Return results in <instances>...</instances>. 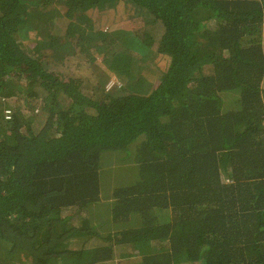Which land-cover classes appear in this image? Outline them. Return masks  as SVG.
Instances as JSON below:
<instances>
[{
	"label": "trees",
	"instance_id": "16d2710c",
	"mask_svg": "<svg viewBox=\"0 0 264 264\" xmlns=\"http://www.w3.org/2000/svg\"><path fill=\"white\" fill-rule=\"evenodd\" d=\"M121 2L0 0V264H264V0Z\"/></svg>",
	"mask_w": 264,
	"mask_h": 264
},
{
	"label": "rangeland",
	"instance_id": "374dc122",
	"mask_svg": "<svg viewBox=\"0 0 264 264\" xmlns=\"http://www.w3.org/2000/svg\"><path fill=\"white\" fill-rule=\"evenodd\" d=\"M87 16L90 18L91 23L93 26L97 29L106 30L109 31L111 29H116L118 27L123 28H131L133 25L138 24V20L134 18L132 15V9L128 6H126L121 0H114V3L111 4L108 8H97L93 7L92 9L88 10ZM154 35H158L157 30L153 31ZM106 68V67H105ZM104 66L101 63L100 55L96 56V60L93 63H81L79 66H75L73 68V72H70L71 75H78V74H84L88 76V80L93 81H102L104 85L102 86L105 91H115L116 89H123L125 88L127 92H138L140 89L144 88V81L145 77L147 76L146 72L142 69V72L136 73L134 75H131L129 77H126L123 81H121L119 78H117L116 75H114L112 72L106 70ZM66 70V69H65ZM69 70V69H68ZM68 73V72H67ZM264 84V83H263ZM147 90V89H146ZM23 102V101H22ZM226 106V109L233 108V102H228ZM116 153L114 152H104L101 155L100 164L103 166V168L107 169L108 167L114 168V156ZM126 163V162H125ZM127 166V163H126ZM116 171V170H115ZM106 175L108 176V183H111V186L115 184V180L113 178V175L110 173L109 169L105 170ZM107 203H103L101 200L94 205L93 209V217L92 220L94 221L93 224L96 225V228H99V223L101 222V217L106 214V210L103 213V207ZM163 214L164 216L168 215V212H161L158 213L160 216ZM103 218V217H102ZM124 224L121 225H114L112 226L113 229H120L121 227H124ZM122 251L124 254L121 256H117L115 261H109L104 262L100 264H138L139 260L137 259V254H135L133 251H131L130 248L123 247ZM18 262H25V259L21 255H17L14 258L13 264H18ZM199 263V262H196ZM194 262L189 263H178V264H196Z\"/></svg>",
	"mask_w": 264,
	"mask_h": 264
},
{
	"label": "crops",
	"instance_id": "0c3cea01",
	"mask_svg": "<svg viewBox=\"0 0 264 264\" xmlns=\"http://www.w3.org/2000/svg\"><path fill=\"white\" fill-rule=\"evenodd\" d=\"M116 259V258H115ZM115 259L114 260H112V262H114L115 261ZM106 262H109V261H106ZM101 263H104V262H101ZM100 264V263H99Z\"/></svg>",
	"mask_w": 264,
	"mask_h": 264
}]
</instances>
